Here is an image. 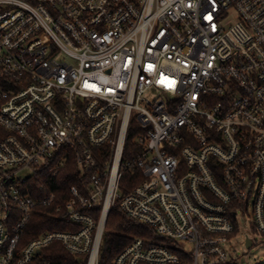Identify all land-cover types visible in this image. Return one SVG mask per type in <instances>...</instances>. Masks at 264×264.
Listing matches in <instances>:
<instances>
[{"label":"built area","instance_id":"1","mask_svg":"<svg viewBox=\"0 0 264 264\" xmlns=\"http://www.w3.org/2000/svg\"><path fill=\"white\" fill-rule=\"evenodd\" d=\"M116 206L154 234L110 264H239V219L264 235V0H0V264H101ZM39 207L75 230L22 246Z\"/></svg>","mask_w":264,"mask_h":264},{"label":"trees","instance_id":"2","mask_svg":"<svg viewBox=\"0 0 264 264\" xmlns=\"http://www.w3.org/2000/svg\"><path fill=\"white\" fill-rule=\"evenodd\" d=\"M134 133H130L129 137V150L134 149L132 139ZM58 159L53 161L52 165L57 164ZM121 182V191L123 194L128 193L139 182L143 180L142 175L137 171L126 172L123 174ZM53 192L57 195V205L63 204L69 198V191L72 186L81 184V179L78 171L77 164L73 155L70 157L64 166L57 172L51 174L48 178L44 179ZM37 187V183L34 182ZM38 212L33 216L23 238L21 239L22 246L27 245L30 241L36 239L41 233L46 231H71L75 230L76 226L65 223L60 218V214L53 208L39 207ZM107 228L109 231L105 233L103 238L104 242L101 249V264H110L118 254L124 250L136 238L152 237L154 232L150 227H142L135 222L129 221L120 209L116 206L108 219ZM77 256L73 255L61 242H56L43 250L41 256H38L34 264H41L45 261H51L52 264H86V257L80 262Z\"/></svg>","mask_w":264,"mask_h":264},{"label":"rangeland","instance_id":"3","mask_svg":"<svg viewBox=\"0 0 264 264\" xmlns=\"http://www.w3.org/2000/svg\"><path fill=\"white\" fill-rule=\"evenodd\" d=\"M157 95V93H152L151 96ZM241 227L239 230V237L234 239L229 247H227L228 252L237 258L239 264H257L264 263V235L255 231L248 221L240 218ZM109 231V229L107 230ZM248 236L253 240H256L255 246L251 249H248L244 243L246 237ZM182 247L186 250H192V248L184 243L179 242Z\"/></svg>","mask_w":264,"mask_h":264},{"label":"water","instance_id":"4","mask_svg":"<svg viewBox=\"0 0 264 264\" xmlns=\"http://www.w3.org/2000/svg\"><path fill=\"white\" fill-rule=\"evenodd\" d=\"M248 245H250V241H249ZM79 260H80V262H82V259L81 258Z\"/></svg>","mask_w":264,"mask_h":264}]
</instances>
